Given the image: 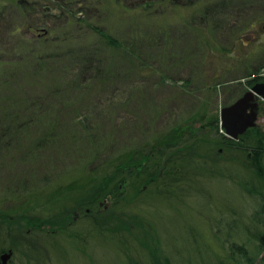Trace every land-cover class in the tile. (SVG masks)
Returning <instances> with one entry per match:
<instances>
[{
	"label": "rangeland",
	"instance_id": "obj_1",
	"mask_svg": "<svg viewBox=\"0 0 264 264\" xmlns=\"http://www.w3.org/2000/svg\"><path fill=\"white\" fill-rule=\"evenodd\" d=\"M34 2L0 0V132L7 131L0 134V211L40 203L14 217L17 227L0 222V254L12 245L4 264H154L128 229L112 232L98 225L96 214L111 207L108 197L91 212L81 208L78 184L87 181L81 172L93 159L182 122L203 103L206 116L216 113L219 120L220 108L249 87L247 70L264 61V0H219L207 16L198 13L195 19L191 7L181 4L161 5L149 15L125 11L111 0L96 9L74 0L72 8L81 16L77 23L61 14L58 2L56 8L52 0ZM87 22L134 42V55L106 46ZM43 29L51 39L41 44L35 35ZM83 45L99 46L100 63L85 65L77 50ZM5 112L12 113V124ZM261 116L257 123L264 129ZM228 154L209 161L228 170L196 175L181 197L158 194L151 186L136 193L132 186L122 189L121 202L112 208L126 217L137 214L142 225L153 224L162 264H199V254L213 261L215 250L220 255L225 250L214 233L223 238L228 229L239 231L246 224L247 232L254 231V222L262 229L252 222L261 198L250 197L240 180L248 188L258 182L229 163ZM73 181V189L42 201ZM64 206L69 215L63 230L36 227L28 218L41 220ZM226 236L224 246L231 240Z\"/></svg>",
	"mask_w": 264,
	"mask_h": 264
},
{
	"label": "trees",
	"instance_id": "obj_2",
	"mask_svg": "<svg viewBox=\"0 0 264 264\" xmlns=\"http://www.w3.org/2000/svg\"><path fill=\"white\" fill-rule=\"evenodd\" d=\"M82 1L85 4L89 3L96 9L105 0ZM111 1L119 4L125 11L134 9L138 13L149 15H155V9L161 5L168 6L167 3L169 5L181 4L182 6L191 7L193 12L190 19H195L196 16H199L198 13L207 16L211 8L218 6L220 3L219 0H181V2L179 0H140L136 4H130L128 0ZM52 2L54 8H56V2H58L61 14L65 15L69 22L73 23L81 19V16L77 12L79 8L76 10L72 8L74 0H52ZM48 7L49 5H44L46 10H48ZM54 14L56 16V13ZM200 20H202V16ZM87 25L100 34L103 38V43L109 48L121 49L134 55L136 49L134 42L114 37L108 30L101 28L97 24L87 22ZM46 33H48L47 29H43L42 32L36 33L35 39L41 44L45 43L48 39H51ZM77 50L81 54L80 57L84 59L86 66L92 65L94 62L100 63L99 46L92 45L91 48H87L83 45L79 46ZM30 52H37V48L30 49ZM2 64L4 65V61L0 58V67ZM263 65L264 61L257 64L255 70H247V74L252 76L246 79L245 84L249 86L256 81L264 79V74L259 72ZM95 68L98 69L97 66ZM0 75L3 76L1 70ZM0 81H3L1 77ZM260 102V112L264 113V102ZM205 110V103H203L200 111L192 113L182 122L175 123L159 131L154 137L139 142L112 156L101 158V160L93 159L90 162L91 168L85 170L86 172H81L84 173V178L87 181L78 184L80 190L77 192H79L78 195H81V200L83 201L80 203L81 200H79V203L81 208L85 206V209H89L90 207L96 209L98 202L108 197L109 201L112 202L111 207L107 208L108 210H103L101 214H96L95 219L98 225L103 227L106 224L109 231L112 232L121 228L128 229L136 237L139 245L146 249L152 263L162 264L156 257V255L160 257L159 245L161 247V244L153 224L142 225L141 218L137 214L130 213L126 217L122 211H117L112 206H116L119 202L122 189L129 186L134 188V193L140 191L145 186H151L153 191L158 194L181 197L182 193L187 191L184 190L188 187L189 183L196 178V175L204 173L213 176L224 172V168L228 170L230 167H226V164L223 165L224 168H221L223 166H220V164L213 165L214 163L209 162L224 157V152L228 151L229 163H235L247 172L249 179H255L249 180L250 182H258L253 187L248 188L244 185L248 182L244 183L240 180L242 188L250 197L261 198L259 208H256L252 214V222L261 223L262 229L260 230L255 222L254 231H246V228L249 226L248 224H246L245 228H240L239 231L236 229L233 232L232 229H228L226 234H229L231 240L227 246H224L222 242L227 239L226 234L222 238L221 235L219 236L214 233L221 247L225 248L224 253L220 255L216 252L217 250L215 252L213 250L215 257L213 261H208L204 259V256L199 254L197 256L200 261L199 264H264V129L260 124H255L247 127L244 132L238 135L237 139L227 138L223 136V130L219 125L216 113L209 114L207 117ZM3 117L4 119H9L10 124H12V113L5 112ZM3 129L4 131L0 132L1 135L2 132H4V135L7 133L5 127ZM94 154L97 156L96 151ZM81 173L79 172L78 175H81ZM224 175L229 174L226 173ZM80 179L81 177L76 178L78 181ZM74 183L73 181L70 186H64L57 190L55 189L49 194H45L42 201L47 203L55 200L65 188L73 189L76 186ZM76 188L79 189L78 187ZM37 201L34 204L18 205L0 211V222L7 223L12 228L17 227L16 223L18 220L14 217L17 214H19L16 216L17 218H21V214L26 216L25 212L27 209L35 205L39 206L40 203ZM79 208L77 207V209ZM62 209L65 210L47 214V217L41 220H33L34 216L29 213L28 218L37 223L36 227L42 224L45 227H50L49 230L51 231L63 230L69 214L65 206ZM87 211L86 213H88ZM135 226L140 227L137 229ZM140 229L142 230V234L137 231ZM241 230H244L245 234ZM192 232L195 235V231ZM138 234L142 236L139 237ZM191 236L195 240L192 234ZM199 239H201V242L204 240V244L206 243L204 248L209 250L210 242H206L203 235ZM11 246L9 247L11 248ZM127 264L134 263L129 261Z\"/></svg>",
	"mask_w": 264,
	"mask_h": 264
},
{
	"label": "water",
	"instance_id": "obj_3",
	"mask_svg": "<svg viewBox=\"0 0 264 264\" xmlns=\"http://www.w3.org/2000/svg\"><path fill=\"white\" fill-rule=\"evenodd\" d=\"M258 99L264 100V80L254 82L235 100L220 108L219 125L224 137L237 139L247 127L258 124V113H261ZM260 118L264 120V116ZM11 253V248L1 252L2 264L6 262Z\"/></svg>",
	"mask_w": 264,
	"mask_h": 264
},
{
	"label": "flooded vegetation",
	"instance_id": "obj_4",
	"mask_svg": "<svg viewBox=\"0 0 264 264\" xmlns=\"http://www.w3.org/2000/svg\"><path fill=\"white\" fill-rule=\"evenodd\" d=\"M264 80V79H263ZM250 86V85H249ZM260 101H263L264 102V100H262V99H258V103L260 102ZM261 103V102H260ZM86 210H88V208L86 209Z\"/></svg>",
	"mask_w": 264,
	"mask_h": 264
}]
</instances>
